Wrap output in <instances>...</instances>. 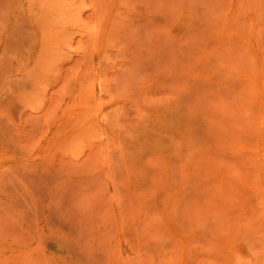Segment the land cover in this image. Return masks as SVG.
<instances>
[{"label":"rangeland","instance_id":"obj_1","mask_svg":"<svg viewBox=\"0 0 264 264\" xmlns=\"http://www.w3.org/2000/svg\"><path fill=\"white\" fill-rule=\"evenodd\" d=\"M0 264H264V0H0Z\"/></svg>","mask_w":264,"mask_h":264}]
</instances>
